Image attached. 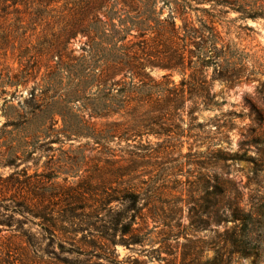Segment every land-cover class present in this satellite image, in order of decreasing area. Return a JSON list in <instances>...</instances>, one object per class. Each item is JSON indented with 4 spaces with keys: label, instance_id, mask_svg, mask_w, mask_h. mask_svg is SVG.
Instances as JSON below:
<instances>
[{
    "label": "rangeland",
    "instance_id": "374dc122",
    "mask_svg": "<svg viewBox=\"0 0 264 264\" xmlns=\"http://www.w3.org/2000/svg\"><path fill=\"white\" fill-rule=\"evenodd\" d=\"M53 1L0 0V264H264V84L215 83L222 105L196 113L203 131L188 127L186 113L179 130L160 136L135 133L128 108L89 117L107 91L93 84L73 103L65 96L85 56L84 25L129 27L136 15L121 0ZM230 31L264 73V21H237ZM149 74L158 80L164 71ZM122 76L112 81L128 83ZM228 112L236 117L216 133L208 122ZM213 169L226 188L216 199ZM125 193L136 195L134 207ZM228 202L257 212L254 225L211 223L214 204ZM235 226L251 256L219 260Z\"/></svg>",
    "mask_w": 264,
    "mask_h": 264
},
{
    "label": "trees",
    "instance_id": "16d2710c",
    "mask_svg": "<svg viewBox=\"0 0 264 264\" xmlns=\"http://www.w3.org/2000/svg\"><path fill=\"white\" fill-rule=\"evenodd\" d=\"M121 1L136 15L129 27L123 23L118 27L109 24L108 30L97 26L102 22L96 19L83 28L87 35L86 46L82 48L85 56L78 60L80 70L72 75L75 83L65 96L68 103H73L77 100L78 88L93 84L98 85V91H107L104 96L95 99L97 104L89 117H107L128 108L131 129L136 130L135 133L142 134L141 129H144L147 133L160 136L166 135L171 128L179 130L183 122L182 114L186 113L188 127L203 131L207 124L197 122L196 113L213 111L222 105L212 93L215 83L225 88L241 81L264 84L257 78L259 74L264 75L257 71L262 65L254 60V54L245 53V48L231 38L230 31V25L237 21H264V0H160L162 6L159 13L155 12L158 0ZM117 2L114 0V3ZM164 9L167 15L162 18ZM232 13L237 17L229 18ZM176 20L180 23L177 24ZM239 29L249 30L246 26ZM131 30L136 32L134 39L137 41L125 45L123 43ZM67 36L69 31L63 29L60 43L64 47ZM153 68L164 71L158 80L149 74ZM119 74H123L122 79L128 78L129 82H113V77ZM174 75L179 78L176 82L172 79ZM108 82L112 85L107 88ZM115 85L121 86L116 89ZM29 99L38 102L34 94H30ZM131 104L134 106L129 110ZM85 109L81 107L79 110ZM250 110L256 113L260 122L262 118L257 109L250 105ZM234 117V112H228L208 124L214 125L216 133H219ZM212 172L214 181L210 195L216 199L224 196L226 188L217 178L216 171L213 169ZM124 196L134 207L136 195L125 193ZM214 206L216 209L211 223L215 225L240 223L248 229L257 219V212H244L236 202L215 203ZM226 212L230 213L224 215ZM37 216L44 219L42 215ZM235 229L236 226L225 235L219 260L224 254L239 258L251 256L243 240L246 234L240 236ZM189 250L187 248L185 254ZM185 264H194V260Z\"/></svg>",
    "mask_w": 264,
    "mask_h": 264
}]
</instances>
